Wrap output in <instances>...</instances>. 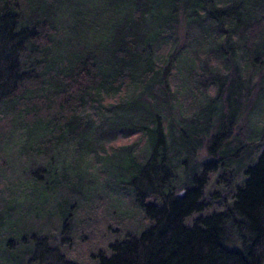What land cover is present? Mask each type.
I'll return each mask as SVG.
<instances>
[{
	"label": "trees",
	"instance_id": "trees-1",
	"mask_svg": "<svg viewBox=\"0 0 264 264\" xmlns=\"http://www.w3.org/2000/svg\"><path fill=\"white\" fill-rule=\"evenodd\" d=\"M247 70L264 0H0V172L25 174L0 179V228L49 208L57 239L101 199L118 224L89 264H264V130L232 135ZM56 239L26 264H80Z\"/></svg>",
	"mask_w": 264,
	"mask_h": 264
},
{
	"label": "rangeland",
	"instance_id": "rangeland-1",
	"mask_svg": "<svg viewBox=\"0 0 264 264\" xmlns=\"http://www.w3.org/2000/svg\"><path fill=\"white\" fill-rule=\"evenodd\" d=\"M254 71L253 70H247L246 73L243 74V78L249 75H252ZM264 89V71L261 70L259 72H254L251 81H249V84L247 87L243 88V91L241 92L240 100L242 105V111L241 115L233 125L234 132H232V135H237L241 139L246 138L250 134L249 132L252 130V128H262L264 130V108L261 106V104H256L253 116H256L255 119L252 121V124H250L251 127H249V123L247 121V116H245L244 113L249 114V112L253 109V105L255 103V99L257 97L258 91H261ZM264 103V101L262 100ZM251 114V113H250ZM249 114V115H250ZM137 137H133L129 140V142L136 141ZM116 144V143H114ZM202 154V153H201ZM19 166H7L5 165L4 173L0 172V179L1 180H13L17 182H21L20 176H25L21 174L20 169H18ZM224 180H220V182H223ZM16 182V183H17ZM1 187V186H0ZM215 190V189H213ZM0 191L2 192L3 189L0 188ZM122 199L125 201V203L130 204V200H126L125 197L122 194ZM98 204L92 205L91 203L84 204V210L80 211L76 214V219L74 222V226L70 227V229L66 230L67 234L64 236L63 234L59 235L58 238H54L53 236H57L56 230H57V219L56 217L49 212V208L44 209V211H41L40 214L43 216H39V218H32V217H25L24 220L19 224L14 231L10 234L5 232L6 229L5 224L0 228V234L2 237L3 244L6 243V245H9L15 249H17V252L14 253V256H16L17 260L12 261L13 264H26L28 262L29 256H28V248L29 244H33L34 242V255H40L44 252H47L48 254L53 253V248L50 249L49 241L53 240L59 241V247L61 250L64 248L67 249L68 247V253L67 257L68 259H74L72 261L79 262L80 264H89L88 256L89 254L101 249L106 244V241L111 238V229H115L117 227L116 222H118L117 219H111L109 215L106 214L105 206V200L102 202V200H97ZM24 206L27 208L29 205V201H24ZM107 203V202H106ZM124 203V204H125ZM1 208V205H0ZM2 209V208H1ZM134 211V209H133ZM135 212V211H134ZM74 219V218H73ZM139 217L136 218L138 220ZM5 221L3 218L0 217V223L3 224ZM112 223H116L113 225ZM69 228V226H67ZM13 230V229H12ZM17 233H16V232ZM48 236V237H47ZM46 239H41V238ZM48 239V240H47ZM50 241V242H51ZM64 241V243L62 242ZM110 242V241H109ZM58 242H54V245H58ZM108 243V242H107ZM31 244V245H32ZM63 244H66V246H62ZM28 245V247H27ZM21 247H27L26 250L22 249ZM9 253V252H8ZM6 251L1 250L0 251V264H11L8 263L7 257L5 256ZM33 255V256H34ZM91 256V255H90ZM89 256V257H90ZM78 260V261H76ZM23 261V262H22Z\"/></svg>",
	"mask_w": 264,
	"mask_h": 264
}]
</instances>
